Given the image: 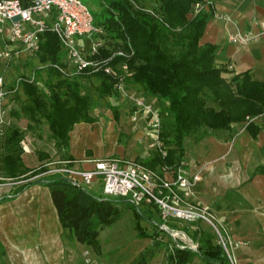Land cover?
Instances as JSON below:
<instances>
[{
  "label": "trees",
  "instance_id": "obj_1",
  "mask_svg": "<svg viewBox=\"0 0 264 264\" xmlns=\"http://www.w3.org/2000/svg\"><path fill=\"white\" fill-rule=\"evenodd\" d=\"M94 3L100 7L98 13L92 11L94 26L105 33L111 47L102 46L93 58L109 59L117 49H122L128 58L115 56L108 64L114 68L126 64L131 74L126 84L166 104L160 115L161 139L168 149L167 155L162 157L155 151L149 159L138 161L140 164L151 169L179 164L184 155V139L199 130L217 133L229 131L232 123L247 122L246 129L251 134L258 131L251 120L264 114V83L252 80L248 72L230 80L222 77L226 68L215 64L216 47L200 44L206 20L212 14L211 10L195 9L204 0H94ZM61 51L57 37L46 32L36 53L46 67L43 87L35 79L22 77L13 95L18 109L11 111L10 116L16 120L25 118L29 123L27 129L44 121L57 150L65 152L73 127L94 123L96 119L90 112L95 103L117 93L115 80L101 70L88 69L76 77L63 74L60 69L65 70L66 65L61 62ZM80 80L97 83L84 87ZM209 100L214 106L209 105ZM23 139L24 131L18 125L0 132V177L27 181L15 193L35 184L47 187L68 238L100 255L99 234L118 220L120 205L125 200L83 190L60 175L30 180L41 172L24 165ZM10 198L4 197L0 202ZM134 209L137 216L158 225L152 217ZM170 239L173 245L166 264H189L194 257L204 264H229L222 248L209 238L202 240L196 251L178 246L182 245L178 238ZM152 255L153 251L148 249L129 264H147Z\"/></svg>",
  "mask_w": 264,
  "mask_h": 264
},
{
  "label": "crops",
  "instance_id": "obj_2",
  "mask_svg": "<svg viewBox=\"0 0 264 264\" xmlns=\"http://www.w3.org/2000/svg\"><path fill=\"white\" fill-rule=\"evenodd\" d=\"M204 1L209 3L204 9L212 14L206 20L200 44L216 47L215 64L226 68L222 77L230 80L234 75L248 72L252 80L264 83V0ZM237 31L250 35L249 41L241 45L230 43L229 35ZM8 105L6 98L3 107ZM113 117L119 118L115 110ZM96 122L97 119L91 124H76L69 133L68 148L72 146L74 132L78 138L75 146H84L92 138L89 126ZM251 122L258 127L255 134L246 129L247 122L232 123L229 131L216 133V142L211 143L205 157L188 161V166L191 171L202 170L197 186V199L202 204L210 207L217 192L224 195L229 190L237 191L246 205L243 211H238L243 214L232 221L241 232L234 234V239L248 242L238 248L243 253L242 263L264 264V115ZM21 145L26 155L24 139ZM75 146L74 150L70 148L73 155L60 161H72L77 167L89 169L91 164L87 161L99 159ZM85 154L89 156L83 157ZM24 155H21L23 163L33 158ZM47 157L39 153L36 159ZM214 161L216 173L211 170ZM21 185L0 188V199L11 197L0 202V264H77L85 246L70 240L62 229L49 189L35 184L15 193Z\"/></svg>",
  "mask_w": 264,
  "mask_h": 264
},
{
  "label": "built area",
  "instance_id": "obj_3",
  "mask_svg": "<svg viewBox=\"0 0 264 264\" xmlns=\"http://www.w3.org/2000/svg\"><path fill=\"white\" fill-rule=\"evenodd\" d=\"M208 6L209 3H204L197 5L195 9ZM46 32L57 37L75 74L88 69L93 72L101 70L115 80L116 93H126L125 81L131 75L127 71V65L114 68L108 62L115 56L128 58L129 55L122 49H117L109 59L99 60L93 57L102 46L91 42L87 51L82 44L97 33L92 9L88 4L82 0H0L1 59L9 61L19 54V49L35 55ZM249 36L237 31L229 35L228 40L232 44L241 45L249 41ZM120 70L122 71L119 72ZM60 71L66 76H72L67 69ZM21 80L16 81L17 86L13 92L17 90ZM3 85V78L0 77V108L6 99ZM132 103L137 112L145 117L151 147L162 157H166L168 149L161 139L159 113L139 98H132ZM136 117L137 114L133 119ZM87 162L91 164L89 169L77 167L72 161H60L57 162L58 167L39 177L60 175L83 190L91 192L94 188L99 190L101 196L123 199L139 211L151 208L157 212L158 229L165 231L173 239H180L182 245L178 246L181 248L196 251L197 246L174 227L185 225L195 229L197 224L206 223L214 230L217 245L222 248L227 260L234 264L232 250L242 246V243L233 240L225 232L223 221L216 220L208 206L201 202L194 203L197 186L202 178L200 168L191 171L184 162L174 166L162 165L155 169L136 161L94 159Z\"/></svg>",
  "mask_w": 264,
  "mask_h": 264
},
{
  "label": "rangeland",
  "instance_id": "obj_4",
  "mask_svg": "<svg viewBox=\"0 0 264 264\" xmlns=\"http://www.w3.org/2000/svg\"><path fill=\"white\" fill-rule=\"evenodd\" d=\"M82 1L88 4L93 12H99L100 7L94 3V0ZM95 27L97 33L94 34L92 39L82 43L86 50L90 49L91 42L110 48L111 43L105 37V33L101 31L99 26ZM18 52L19 54L9 61L0 58V77L4 81L5 97L9 100L7 107L0 108V132L11 125H18L24 131V152L26 151L27 154L24 155L23 153V155L24 157H33L29 162L26 160L24 164L29 169H40L42 175L58 167L57 162H60V159L73 155V152L70 151L74 150L75 142L78 138L76 132H74L71 150L68 148L67 152L58 151L44 121L27 129L29 123L25 118L16 120L10 116L11 111L18 109L17 102L13 100V95L16 92L13 91L17 86L16 81L22 79V77L30 80L35 79L39 87L42 88L46 79V67L39 62L36 54L31 55L22 49H19ZM61 62L72 73V77H76L77 74L74 73L72 65L63 51H61ZM80 81L84 87L91 83H97L95 80ZM125 87V94L117 93L112 97L98 100L95 103L90 112L97 119L93 126H89L92 130V138L82 147L75 146L77 149H85L87 153L90 152L91 155L99 159L124 162L143 161L152 156L155 150L151 147L152 142L147 137L148 130L145 118L141 113L137 112L135 107L133 108L132 98H139L157 111L159 115L165 109L166 104L136 86L127 83ZM209 105L214 106V103L209 100ZM114 110L119 114V118L116 120L113 117ZM135 114H137V117L134 120L133 116ZM75 129L78 130V126ZM213 142H216V132L199 130L197 133L186 137L183 141L184 155L180 162L188 164V161H196L205 157L211 150V143ZM39 153H45L48 157L38 161L36 157L39 156ZM87 156L89 155L85 154L83 157ZM211 167V170L216 173V161L211 164ZM38 178L39 175L30 180ZM0 182V188H3L9 186L17 187L23 181L5 180L0 177ZM91 190V192L99 195V190L94 188ZM219 194V192L216 193L215 199L210 205L212 208L208 206L210 211L214 214L216 220L223 221V229L233 240L241 242L242 246L246 245L248 242L244 239H234V234L239 235L241 232L239 225L236 222H232L233 219L238 218L239 214H243L238 211H243L246 205L235 190H229L224 195ZM196 202H200L197 199V190L194 198V203ZM120 211L118 220L109 227L104 228L99 234L100 255L95 254L90 248L84 247L80 254L81 259L77 261V264H129L141 252L148 249L153 251V255L147 264H166L167 253L173 245L172 239L166 233L161 232L155 223L137 216L134 207L127 201L121 203ZM141 212L158 222L155 210L142 208ZM174 228L179 233H184L190 240L193 238L194 245L197 247L200 246L202 240L208 238L213 244L218 243L214 230L206 223L197 224L195 229L185 225H177ZM139 232L141 235H139ZM142 234L145 236H142ZM156 242L159 244L155 246ZM232 251L231 256H233V259L235 258L234 264H243L241 260L243 258L242 251L238 248ZM189 264L204 263L198 257H194Z\"/></svg>",
  "mask_w": 264,
  "mask_h": 264
}]
</instances>
